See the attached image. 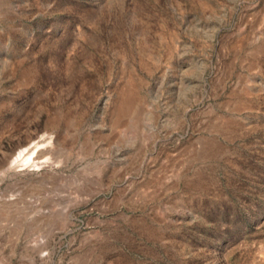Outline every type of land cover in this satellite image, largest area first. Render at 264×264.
Listing matches in <instances>:
<instances>
[{
	"label": "rangeland",
	"instance_id": "obj_1",
	"mask_svg": "<svg viewBox=\"0 0 264 264\" xmlns=\"http://www.w3.org/2000/svg\"><path fill=\"white\" fill-rule=\"evenodd\" d=\"M0 264H264V0H0Z\"/></svg>",
	"mask_w": 264,
	"mask_h": 264
}]
</instances>
